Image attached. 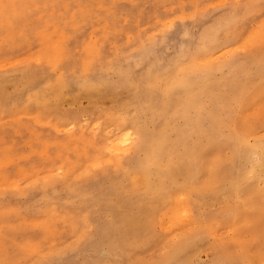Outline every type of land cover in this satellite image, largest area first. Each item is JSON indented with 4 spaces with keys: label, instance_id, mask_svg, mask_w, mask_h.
Instances as JSON below:
<instances>
[{
    "label": "rangeland",
    "instance_id": "rangeland-1",
    "mask_svg": "<svg viewBox=\"0 0 264 264\" xmlns=\"http://www.w3.org/2000/svg\"><path fill=\"white\" fill-rule=\"evenodd\" d=\"M263 32L264 0H0V264H264Z\"/></svg>",
    "mask_w": 264,
    "mask_h": 264
},
{
    "label": "bare ground",
    "instance_id": "bare-ground-1",
    "mask_svg": "<svg viewBox=\"0 0 264 264\" xmlns=\"http://www.w3.org/2000/svg\"><path fill=\"white\" fill-rule=\"evenodd\" d=\"M221 1V0H220ZM223 1V0H222ZM220 3V2H219ZM218 3V4H219ZM189 15V14H188ZM177 17V16H176ZM176 17H174V18H176ZM183 17V16H182ZM178 18V17H177ZM184 18V17H183ZM170 20H171V18H170ZM224 23H226V22H224ZM261 24H262V22H261ZM260 25V24H259ZM254 28V27H253ZM258 28H260V26L258 27ZM163 29V28H162ZM250 31V30H249ZM253 31H255V30H253ZM252 31V32H253ZM259 32V31H258ZM257 32V30H256V34L257 35H259L260 36V34ZM248 33V32H247ZM264 33V32H263ZM151 34H153V33H151ZM150 34V35H151ZM150 35H148V36H150ZM246 36H247V34H246ZM252 36V35H251ZM254 38L256 37V35L255 36H253ZM258 37V36H257ZM263 37V36H262ZM243 38H244V36H243ZM247 37H245V39H246ZM263 39L264 38H262V42H260V43H264L263 42ZM253 40V39H252ZM243 41H244V39H243ZM247 41V40H246ZM253 41H255V44H259V42L257 43V40H253ZM260 41V40H259ZM242 42V41H241ZM248 42V41H247ZM251 43V46H252V42H250ZM241 44V43H240ZM240 44H239V46H240ZM244 44V43H243ZM260 45V44H259ZM239 46H237V47H239ZM247 46H248V44H247ZM236 47V46H235ZM234 47V48H235ZM236 47V48H237ZM245 47V46H244ZM249 47V46H248ZM248 47L246 48V49H248ZM240 48H241V46H240ZM239 48V49H240ZM251 48V47H250ZM228 49V48H227ZM226 49V50H227ZM233 49V48H232ZM232 49H230V50H232ZM245 49V48H244ZM225 50V51H226ZM225 51H222L223 53L225 52ZM233 51V50H232ZM241 51V50H240ZM222 52H220V54L222 53ZM235 52H236V49H235ZM223 53H222V55H223ZM229 53V52H228ZM228 53H226V54H228ZM219 54V53H218ZM217 54V55H218ZM216 55V56H217ZM225 55V54H224ZM216 56L214 55V57L216 58ZM214 57H213V59H214ZM218 57V56H217ZM216 60V59H215ZM211 61H212V59H211ZM17 62V61H16ZM204 62V61H203ZM14 64V63H13ZM201 64V63H200ZM222 64V63H221ZM7 65V64H6ZM5 64L2 66V68L3 67H5L6 66ZM9 65H11V64H9ZM1 66H0V68H1ZM11 107V106H10ZM248 114V113H247ZM72 122V121H71ZM70 127V126H69ZM58 129H60V128H58ZM116 129V128H115ZM107 131V130H106ZM126 132V131H125ZM127 133H129V132H127ZM124 135H126V136H124L123 135V137H122V139H120V138H117V140L119 139V142L116 140V141H113V144L115 145V147L113 146V145H111V147H113V148H111V149H108V150H111V153H108V154H112L113 153V150H114V148H115V151L117 150H120L119 149V147L121 148H123V146H125V145H128V143H131L130 142V138H129V135L128 134H126V133H123ZM122 136V135H121ZM138 138H136V140H135V142L133 143V149H134V153L135 154H139L141 151H145L146 152V154H145V157H144V159H143V161H141V163H140V165H141V167H142V165L144 166V167H146V168H148V169H150L149 170V172L151 173V174H153V179H156V181H150V180H147V179H142V180H140V187L141 188H143L145 191L148 189V187L149 186H154L155 187V193H154V197L156 198V199H159L162 195H167V194H169L168 192V190L164 187V185H163V179L165 178V176L166 175H169L170 177L173 175L172 173H174L175 171H176V168H174L173 166H175V164L173 163V162H171V164L170 163H168V162H164L163 161V156H161V153H162V148L161 147H159L158 146V144H156V143H152L151 145H147L146 144V142L145 143H143V136H142V134L141 133H139L138 134V136H137ZM257 137V136H256ZM113 139V138H112ZM251 139V138H250ZM110 141V140H109ZM107 142V141H106ZM114 142H116L117 144H115ZM110 143V142H109ZM109 148H110V145H109ZM252 148H254V147H252ZM113 149V150H112ZM255 152L257 153V155L261 158V159H264V144H260V145H257L255 148ZM107 150V151H108ZM245 150L246 151H249V150H251V149H249L248 147H245ZM105 151V150H104ZM119 152V151H118ZM127 152H130V151H127ZM254 152V151H253ZM254 152V153H255ZM113 155V154H112ZM217 157V156H216ZM215 157V158H216ZM252 157H255V156H252ZM118 158V157H117ZM107 159V158H106ZM114 159V158H113ZM107 162V161H106ZM256 162H258V161H256ZM87 165L89 166V164L87 163ZM91 165V164H90ZM116 165V164H115ZM183 165V164H182ZM182 165L180 166V168H182ZM202 165H204L203 163H202V157L200 156V155H196V156H193V158H192V163L190 164V165H188L186 168H185V177H184V180H183V182L180 184V185H178V186H176V188H175V192H181L180 193V195H179V197L178 198H173V200L172 201H174V199H176V203H175V205L176 206H174V208H173V210L176 212L177 211V213L176 214H178L179 216L182 214V216H183V214H184V216H186L187 215V219L185 220V218L186 217H184L183 216V218L184 219H181V217L179 218V216H176V215H173L172 213L170 214V216H167L168 218L170 217V218H173L174 219V221H175V218H179L178 219V221L176 222V223H179V221L181 220H185V221H187L188 220V217H189V222H191L192 221V219H191V215H190V208H191V205L193 204V202H192V200H191V196L190 195H192V194H194V193H196V194H201L202 192H204V191H207V185H208V183H210V182H212L213 180L212 179H216V174H217V172H215L214 170L212 171V169L211 170H209L208 171V173H209V176H207V177H204L203 176V172L207 169V167H203ZM98 166H100V165H98ZM184 168V167H183ZM254 170V169H253ZM251 171V170H250ZM155 172V173H154ZM201 173H202V177H199L200 175H201ZM59 177V176H58ZM34 182V181H33ZM18 183V182H17ZM139 183V182H138ZM168 183V182H167ZM133 185V184H132ZM138 185V184H137ZM0 186H1V184H0ZM15 186H16V184H15ZM30 186H31V184H30ZM17 187V186H16ZM15 187V188H16ZM1 188V187H0ZM8 188V187H7ZM15 188H13V189H15ZM52 206V205H51ZM169 206V205H168ZM167 206V207H168ZM175 207H177V209L175 210ZM51 209V208H50ZM2 210V209H1ZM178 210H180V212L178 211ZM120 211V210H119ZM179 212V213H178ZM167 213V212H166ZM181 213V214H180ZM187 213V214H186ZM84 214V213H83ZM168 214V213H167ZM186 214V215H185ZM173 215V216H172ZM172 216V217H171ZM166 217V216H165ZM86 218V217H85ZM173 219H171V220H173ZM38 221H39V219H37ZM44 220H45V218H44ZM44 220H41V221H44ZM177 220V219H176ZM198 220V219H197ZM31 221V220H30ZM41 221H40V223H41ZM199 222H200V220H198ZM84 222V221H83ZM82 222V223H83ZM202 222V221H201ZM170 223V222H169ZM172 223V225H173V223L174 224H176L175 222H171ZM171 223L169 224V226L171 225ZM84 224V223H83ZM87 224V223H86ZM180 224H182V223H180ZM168 226V225H167ZM168 226V227H169ZM193 226V225H192ZM204 226V225H203ZM167 227V228H168ZM179 227V226H178ZM187 227V226H186ZM191 227V226H190ZM162 228V227H161ZM164 228H166V227H164ZM167 228H166V230H167ZM191 228H193V227H191ZM198 228V227H197ZM193 229H195V228H193ZM162 230V229H161ZM168 231V230H167ZM195 231V230H194ZM173 232H175V231H173ZM172 233V232H171ZM171 235V234H170ZM172 236H173V233H172ZM178 237V236H177ZM78 238V237H77ZM82 238V237H81ZM81 240V239H80ZM172 240H174V239H172ZM177 240V239H176ZM175 240V241H176ZM79 241V240H78ZM78 241L76 242V243H78ZM165 242V241H164ZM75 243V244H76ZM173 244V243H172ZM53 245V244H52ZM56 248V247H55ZM162 250H163V247H162ZM159 254H160V252H159ZM163 257V256H162ZM39 258V257H38ZM43 258V257H42ZM114 259V258H113ZM42 260V259H41ZM44 260V259H43Z\"/></svg>",
    "mask_w": 264,
    "mask_h": 264
}]
</instances>
